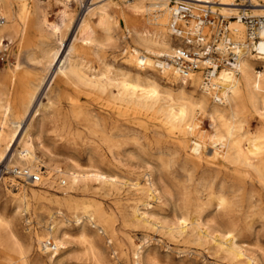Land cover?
I'll return each instance as SVG.
<instances>
[{"label":"rangeland","instance_id":"rangeland-1","mask_svg":"<svg viewBox=\"0 0 264 264\" xmlns=\"http://www.w3.org/2000/svg\"><path fill=\"white\" fill-rule=\"evenodd\" d=\"M159 1L12 0L14 15L21 4L26 11L24 19L15 22L25 23L0 42V74H24L34 94L22 134L34 137L35 156L51 167L86 177L78 186L55 174L41 184L22 183L10 172L21 170L15 163L21 150L18 142L0 161V218L11 223L29 264H264V183L242 179L223 159L224 147L215 149L211 140L198 134L181 137L152 111L116 100L124 73L150 76L174 94L180 89L181 78L160 74L154 67L157 58L171 54L177 43L169 36L172 50L161 56H151L134 43L136 22L131 19L152 24ZM179 1L184 0H168L170 9ZM105 3L111 4L107 13L116 22L110 39L104 40L102 29L95 28L91 45L79 57L71 54L90 77L109 83L105 91H98L58 76L57 70L71 45L80 46L87 37L78 31L81 21ZM132 5L140 9L131 12ZM234 8L242 14L239 10L246 7ZM124 12L130 21L124 22ZM236 16L224 17L230 23ZM43 17L55 32L41 23ZM125 48L138 49L135 56L145 55L149 64L139 67L137 57H128ZM254 70L263 68L255 65ZM185 81V93L192 92L195 102L204 101L194 109V118L211 114V107L228 108V97L218 105L201 92L200 78L194 79L196 86ZM16 92L10 90L11 99ZM35 111L39 115L33 119ZM202 120L198 123L209 130ZM213 126L223 134L218 122ZM242 126L256 134L261 119L248 107ZM183 142L186 147L198 144L199 155L190 154ZM90 174L104 179L89 178ZM52 228V239H47ZM44 240L58 251L48 253Z\"/></svg>","mask_w":264,"mask_h":264},{"label":"bare ground","instance_id":"bare-ground-1","mask_svg":"<svg viewBox=\"0 0 264 264\" xmlns=\"http://www.w3.org/2000/svg\"><path fill=\"white\" fill-rule=\"evenodd\" d=\"M184 1L191 2L193 5L207 6L213 11H218L222 16L238 15L235 21H231L230 23L227 22L228 28L231 26L229 30L233 37L232 40L235 42L244 41L245 26L240 21L241 14H238L234 7H246L245 9L239 10V13L243 14L258 15L264 13V0H237V2L236 0ZM260 1L262 3H259ZM11 6L12 0H0V15L4 19V25L0 28V42L4 36L8 39L12 34H16L19 24L25 23L15 22L16 19L21 21L24 19L26 12L24 6L21 4L17 16L12 12ZM109 6H111L110 3L98 5L94 9H91L92 11L90 10L86 18L81 21L78 31L83 35L86 34L87 37L80 46L76 44L71 45V52L65 57L57 70L58 76L74 79L77 83L87 88L105 91L106 84L109 85V83L96 75L90 77L81 65L72 61L71 54L73 52L75 57H79L80 54L86 50L87 46L91 45L95 28L102 29L104 32V40L107 41L110 39L111 31L115 28L116 22H113L107 13V8ZM154 7L156 9L153 18L154 22L152 24L147 21L138 22L132 19L130 21L125 12L124 22H136L132 27V34L134 35V43L137 47L143 49L144 52L151 56H161V53H167L172 50L169 39V36L171 37L169 23L172 8L170 9L168 0H161L154 4ZM139 9L140 7L138 5L128 7V10L131 12H136ZM93 17H96L95 22L92 21ZM41 23L45 28L49 29V31L55 32L56 27L46 21L44 17ZM127 28L128 27H126V29ZM0 47H2L1 44ZM125 49L128 57H133V55L137 57L135 54L138 53V49ZM170 55L171 54L163 55L159 58L164 56L168 58ZM159 58L155 61L154 67L160 74H170L180 78L168 64L159 61ZM134 62L139 65V67H144L146 64H149L146 61L145 55H139ZM255 65L261 66L263 70L261 72H256L254 70ZM16 67H19V65ZM237 76H239L238 80H234ZM199 78L200 74L194 72L186 79H190L192 81L191 85L196 86L193 81ZM180 82V89L174 94L173 91L160 87L150 76L142 77L136 74L131 75L130 73H124V82L117 86L119 89L117 90L116 100L121 104L125 102L137 109L152 111L155 115L164 119L171 127L176 128L181 137L187 134H198L203 140H211L215 149L218 148V146L224 147L225 149L222 154L223 159L233 165L235 171L238 172L242 179L249 177L264 183V37H262V40L258 44L254 45L253 52L240 58L237 75L228 70H221L218 73L215 84L218 88L217 94L223 99V103L218 105L225 104V98L228 97L226 104V106H228L227 109L211 107V114H206L205 116L199 114L194 118V109L199 107L198 105L204 101L202 98H199V100L195 102L193 93L186 94L182 88L186 84V81L180 79ZM29 86V83H27L24 78V74H19L17 70L0 74V149H2V151H0V161L7 152L11 151L13 144L18 142L21 150L17 154L15 163L21 170H26L29 174L36 173L35 175L39 176V179L42 178V181L38 183L41 184L43 181L50 180L54 174L55 176L57 175V177H63V181L67 179L71 184L77 185L79 182H84L86 180L84 174H79L74 171L71 172L72 170L67 173L63 172L56 164V166L51 167L49 165L50 163L46 162L45 159L43 160L41 157L35 156L34 139H32L34 137L27 135L26 132L22 134V131H24H21L22 121L28 116L34 103V94L30 93ZM14 88L18 89V92H16L14 98L11 99L9 92ZM200 90L215 103L212 95L201 88V79ZM220 90L222 91L221 95L219 93ZM114 98L116 97L114 96ZM248 107L259 115L261 119L260 130L256 134H249L243 131V117ZM38 115V111H35V113H33V119ZM200 119H206L209 130H205L203 124L198 123ZM216 122L219 123L220 128L223 130L222 135H219L216 129L213 131V125H215ZM210 134H212L211 137H209ZM192 145L194 147H191ZM192 145H187L186 147V144L183 142L182 146H185L190 154L198 156L200 146L194 143H192ZM213 155L216 156L218 153L213 151ZM90 176L89 178L93 177V179L95 178L97 180L104 179L101 175L90 174ZM62 183L65 184L66 182ZM19 191L20 189L17 190V192ZM37 195L39 196L38 193ZM212 197L214 196L212 195ZM86 207L88 206L86 205ZM49 216L51 217V215ZM52 233L53 228L45 234V237H47V239H52ZM53 239L56 240L55 238ZM19 240L20 239H18L13 231L11 223L7 219L0 218V264H29V259L25 251L26 249L24 250ZM50 243L54 246L53 252H50L48 248L42 245L45 250L47 249L46 251L48 253H56L58 251L57 246L51 241Z\"/></svg>","mask_w":264,"mask_h":264},{"label":"built area","instance_id":"built-area-1","mask_svg":"<svg viewBox=\"0 0 264 264\" xmlns=\"http://www.w3.org/2000/svg\"><path fill=\"white\" fill-rule=\"evenodd\" d=\"M247 3V2H246ZM240 21L245 26V39L235 42L230 37L226 19L204 5H193L179 1L172 5L169 30L171 38L177 43L165 64L182 80L198 72L201 88L210 93L215 103L222 104L217 94L215 79L221 70L238 74L240 58L253 52L254 45L264 37V13L258 15L241 14ZM4 19L0 15V28ZM11 174L24 184L40 181L39 176L26 170L10 169ZM43 245L53 252L50 241Z\"/></svg>","mask_w":264,"mask_h":264}]
</instances>
